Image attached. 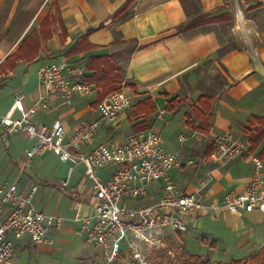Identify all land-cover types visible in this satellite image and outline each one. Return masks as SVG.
Listing matches in <instances>:
<instances>
[{"label": "crops", "instance_id": "obj_1", "mask_svg": "<svg viewBox=\"0 0 264 264\" xmlns=\"http://www.w3.org/2000/svg\"><path fill=\"white\" fill-rule=\"evenodd\" d=\"M126 2L127 0H0V65L17 52L28 53L33 42L37 49V56L32 61L28 62L22 57L15 60L12 70L0 73V115L11 109L18 91L24 92L28 107L40 94L37 70L35 77L30 76L29 79L23 72L29 64L39 63V67L43 61L81 63L85 66V79L91 73L87 68L89 58L92 55L108 54L122 69L124 81L128 85L126 90L132 88L131 110L134 120L129 123V110L123 111L113 123L99 127L82 150L90 152L97 144L102 143L95 141L99 134L106 136L105 142L122 143L127 135L134 132L132 122L140 119L135 114V104L150 97L154 102V113L148 119L145 131L160 133V121L168 120L165 114L164 119L158 116L161 109L169 116H180L189 131L186 146L169 151L179 153L184 161L183 167L173 168L169 172L175 185L183 192L197 193L205 202L219 201L211 200L222 197L229 185L233 190L242 189L252 175L245 174L240 168V162L244 158L221 164L205 151L210 147L211 138L215 134L226 131L239 134L250 117L264 116V0ZM190 22L192 24L177 28ZM82 41L89 43L91 47L71 51ZM51 53L61 55L58 58H48L47 55ZM15 81H19L20 86ZM98 94H91V99H85V95H77L70 104L59 100L48 102L40 108L45 110L50 107L55 116L48 122H45L44 117L33 121L51 124L59 119L66 129L68 139L78 124L96 116ZM206 95L212 97V127L208 134L196 130L195 126L200 120L193 113L199 97ZM173 97H177L176 102L172 108H168L167 103ZM189 113L194 123L189 119ZM14 116L18 117L19 112L14 111ZM122 124H127L124 131L120 130ZM18 137L20 140H17ZM21 139L30 143L24 145L21 152L13 154L11 151L19 150ZM33 142L34 139L25 133H8L0 125V149H3V154L0 155V185L16 181L21 185L23 180L29 179L38 185L33 201L35 208L61 216L65 223L62 230L53 236L55 241L52 244H34L23 236H12L15 255L30 244L35 250L38 247L50 252L55 244L71 241L73 234L82 236L73 218L92 212L96 201L91 194L90 183L84 176L82 163L78 167L79 173L73 179L74 168L65 177L57 179L39 175L36 173L37 166L36 170L31 171L32 164L23 176L19 175L18 169L25 156L24 151ZM246 142L250 148L249 141ZM248 152L257 154V151ZM190 159L194 160L193 164L186 162ZM189 166L193 168L190 169ZM111 170L112 167L101 169L102 176L108 177ZM66 179L67 183L63 185ZM162 184L159 181L148 187L147 194L140 199L153 200L144 205L151 204L162 196ZM131 205L139 204L136 200ZM239 212L218 211L200 216L191 215L187 220L195 221L197 217L213 213L216 216L227 215L229 218L240 217ZM256 223L264 224V220ZM185 233L187 231L180 234L167 232L166 241L178 240ZM202 240L208 239L202 237ZM14 260L15 256L13 263Z\"/></svg>", "mask_w": 264, "mask_h": 264}, {"label": "built area", "instance_id": "obj_2", "mask_svg": "<svg viewBox=\"0 0 264 264\" xmlns=\"http://www.w3.org/2000/svg\"><path fill=\"white\" fill-rule=\"evenodd\" d=\"M85 66L69 61H43L37 69L40 94L28 107L23 91H18L13 105L0 115V125L8 133L23 132L34 139L24 151L19 175L31 167L32 160L47 151L55 152L60 161L84 165V176L90 183L96 200L92 212L73 218L78 231L100 250L102 258L95 264H113L122 256H129L134 264H146L144 251L168 248L166 233L188 230L187 217L212 212L239 211L264 213V161L251 154L252 175L240 190H229L217 202H205L197 193L183 192L173 182L169 172L180 168L184 161L177 152L162 147L160 134L153 130L131 132L116 144L102 142L90 152L83 151L99 127L113 123L123 111L133 105L132 96L124 90L112 91L95 103L96 116L84 120L70 138L63 123L56 119L51 124L34 122L32 116L45 103L59 100L70 104L77 95L98 94L99 88L84 79ZM14 111L19 116H14ZM165 111H158L164 119ZM183 141V137H178ZM210 157L221 164L248 151L246 141L226 131L211 138ZM193 164L194 160L186 161ZM112 167L104 178L101 169ZM161 181L162 196L148 205L133 206L147 194L148 187ZM67 179L63 182L66 185ZM38 185L29 179L0 185V264H12L15 242L12 236L26 234L34 244L54 243V235L62 230L65 219L35 208L33 201ZM170 253H172L169 250Z\"/></svg>", "mask_w": 264, "mask_h": 264}, {"label": "rangeland", "instance_id": "obj_3", "mask_svg": "<svg viewBox=\"0 0 264 264\" xmlns=\"http://www.w3.org/2000/svg\"><path fill=\"white\" fill-rule=\"evenodd\" d=\"M229 24L233 25L234 23ZM246 41L249 42L247 39ZM60 55V53H51L47 56L48 58H58ZM38 64L39 63L33 62L26 67L25 71H23L27 79H29L30 76H32V78L35 77ZM15 84L20 86L19 81H15ZM11 85L14 86V83H11ZM127 86V82H125L123 78L120 88L115 91L124 90L132 96V88L126 90ZM84 98L91 99L92 95H85ZM45 104H43V106ZM131 109L132 108L127 111L129 123L134 120L132 114L133 110ZM54 116L55 113L50 107L45 110L39 108L32 116V119H35L36 121L37 118L41 119L44 117L45 122H48ZM189 117L188 118L191 122L194 123L195 121L191 114ZM165 118H168V120L160 121L162 128L160 127L159 134L162 140V147L167 152L180 150L189 142V131L185 128L184 121L180 116L176 115L175 117H172L165 113ZM126 125L127 124H122L120 130L124 131ZM245 125L239 134L232 133L244 141H249L253 135L251 131L245 128ZM178 137H183V141L179 142ZM105 138V135L99 134L96 136L95 141L99 140L105 142ZM17 140H20V138L18 137ZM29 143L30 141L21 139V143L19 145L17 143L19 150L16 151L15 149L11 152L13 154L21 152V148ZM1 154H3V149H0V155ZM238 158H244L242 162H240L241 170L247 175L252 173L253 166L251 154L247 151L232 160ZM80 165L81 164H77L74 166L72 179L79 173L78 167H80ZM36 166L37 170L35 168ZM69 166L68 163L60 161L55 152L47 151L41 156L33 158V168L30 170H36V173L41 176H50L60 179L68 174ZM183 166L184 164L181 167ZM189 167H191L190 169L193 168V166ZM214 182H212V184ZM230 186L231 185L228 186L229 189L225 190L224 193L232 189ZM214 199L215 198L211 201L220 200L221 197L216 200ZM152 200L153 199H146L142 201V199H137V203L139 205H144ZM129 202L135 204L136 200L132 199L129 200ZM239 213L241 215L240 217L234 216L233 218H229L227 215L216 216L215 213L208 216H202L201 218L197 217L195 221H190L188 223L187 233H185L184 236L182 235L183 237L180 236L178 240L167 239L168 248L148 249L144 251L146 264H185V262L191 261V257L194 255H200L204 259H208L215 264L220 261L227 262L231 259L245 258L249 256L257 251L260 245L264 243V224L256 223L257 221L260 222L264 220V213L254 211L253 213L249 212L250 214H247L248 216L246 215L248 212L240 211ZM20 236H23L25 237L24 239L30 241L28 235L21 234ZM72 237L71 241H67L64 244H55L53 249L51 251L49 250L50 252L41 250L38 247L35 250L33 245L30 244L29 247L21 249L22 251L20 252H16L13 264H95L101 260L102 255L100 254V250L95 247L92 242L86 239L84 235L80 236L76 233L73 234ZM202 237H206L208 240H202ZM65 238L69 239V236L65 235ZM81 239L83 240L79 241ZM169 250L172 253H170ZM113 264H134V261L129 256H122Z\"/></svg>", "mask_w": 264, "mask_h": 264}, {"label": "trees", "instance_id": "obj_4", "mask_svg": "<svg viewBox=\"0 0 264 264\" xmlns=\"http://www.w3.org/2000/svg\"><path fill=\"white\" fill-rule=\"evenodd\" d=\"M133 0H127L126 4ZM125 4V5H126ZM190 23L179 25L177 28H182ZM196 24V23H195ZM91 45L82 41L71 49L73 52H77L83 47ZM37 56L36 44L31 43V50L24 53H15L9 56L1 65L0 73L8 72L13 69L15 60L25 58L28 62L32 61ZM87 68L91 71L89 75L85 77L86 81L95 84L100 92L98 94L99 99L104 97L109 92L115 91L120 88V84L123 79L122 69L113 62L112 58L108 54L104 55H92L89 58ZM211 95L199 97L197 104L193 107V113L200 122L195 126L196 130L204 134H208L212 127V110H211ZM177 97H173L167 103L168 108H172L176 102ZM154 113V102L150 97H146L135 104V114L139 115L140 119L132 122V129L134 132L145 130L148 127V119ZM252 132L253 137L249 139L250 148L248 151L255 152L264 161V116H252L247 122L245 127ZM213 149V144L205 151L206 154H210ZM185 264H213L210 260L204 259L200 255H194L191 257V261L185 262ZM215 264H264V243L257 251L250 254L245 258L231 259L230 261H220Z\"/></svg>", "mask_w": 264, "mask_h": 264}]
</instances>
